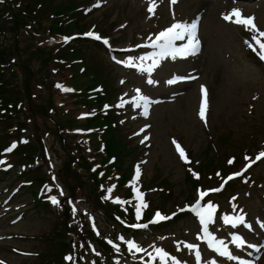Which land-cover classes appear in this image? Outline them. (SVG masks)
<instances>
[{
  "label": "rangeland",
  "instance_id": "obj_1",
  "mask_svg": "<svg viewBox=\"0 0 264 264\" xmlns=\"http://www.w3.org/2000/svg\"><path fill=\"white\" fill-rule=\"evenodd\" d=\"M76 1H81L82 3L80 4H88L91 0ZM59 2L60 0H53L52 4ZM137 2L138 0H112L106 7L94 12L89 17H83L79 22L85 29L88 28L91 23L96 22L98 28L104 33L111 35L118 34L120 37L118 38L120 44H124L128 40L135 41L138 37L137 32L140 31V28L137 24L138 18L136 17L134 20L131 18L136 11ZM204 4V2H195L193 8H199ZM32 6L34 7L35 4L33 3ZM50 10L51 7L46 10H41L40 14L44 16L48 11L50 12ZM80 15V13L74 12L67 15L63 20L65 22H70L68 27H76L77 24L75 21ZM124 20L130 21L129 26L117 32L114 26ZM262 22L264 23V17L262 18ZM50 23L54 22L51 21ZM5 26L9 27L10 24H6ZM213 29H219L220 34L221 28L217 25L211 13L206 20L205 26L207 44L205 55L203 56L204 59L200 58L197 61V66L201 70L202 77L210 84L212 91L211 97L213 99V106L210 116V129L206 130L203 128L195 117L197 89L192 85L184 86L186 90L185 95L178 97L175 102L159 105L155 108L153 113L152 129L154 145L150 161L146 165L147 171L145 181L148 182L153 175L159 174L160 176L167 177L172 182V197L166 204L162 203L163 197L160 196L161 193L157 192L151 195L153 204L162 205L165 211L174 209V204L176 203L181 204L189 191V186L184 180L186 172L173 153L169 142L170 135L181 136L187 147L192 150L194 157L200 156L207 161L208 159H216L215 156H217L218 160H216L214 166L208 169L209 172L206 170L208 173H213L218 167H224L225 163L223 159L225 160L228 155L233 154L240 157L241 153L246 148L255 149L264 140V72L256 65L252 58L246 56L238 40V36H236L234 31L232 32V36L229 35L227 38L218 37L212 40L210 33ZM70 32L72 31H67V33ZM25 35L26 38L20 37L19 45L21 47L33 46L31 38L27 36V34ZM208 37L210 38L209 40ZM12 41V34H7L5 37L0 36V43L5 44L7 47L12 45ZM78 44L81 46V49L88 51L91 58L94 56L92 62L95 67L90 68L84 75H79L78 77L89 78V76L94 73L96 76L95 80L99 81L100 76L96 70L99 63H101V67L98 69L106 83H108L107 78H111L110 83H116L117 78L123 75V72L109 61L106 53L99 46L89 42ZM223 50H226V52L230 51L232 53V58H226ZM98 56L102 59L100 60ZM88 59L89 56H87V61L91 64ZM31 64L36 67L39 64V60H34V63L31 62ZM191 65L192 64L189 63L184 65L178 64L173 67L167 64L160 72V75L162 77L166 76L173 68L185 70ZM51 66H55V64ZM50 69L51 68L47 67L45 71L48 72ZM9 72H12V70H9ZM14 76L16 78L11 80L13 83L12 89L14 91L21 90L22 76L19 70L14 71ZM127 87L128 85L125 88ZM121 89L122 88H120V90ZM155 91L161 94L164 90L162 88H157ZM41 92L42 95L40 94V90L36 87L35 93L38 95L34 100L39 103H41L43 99L47 100L46 90L42 89ZM52 102L58 104L60 102L59 97L54 95L52 97ZM20 114L21 117L18 118L19 121L27 123L25 111H21ZM74 114L75 111H71L70 117ZM40 123L45 125L42 121H40ZM50 127H54V124L52 121L47 120V125H45L44 128L47 130L46 128ZM132 129H134V127L130 129L124 128L123 133L127 134ZM32 130V126L29 125V132L32 133ZM226 132H230V137L227 145L223 146L219 138ZM3 134L1 130L0 138ZM113 135L116 136L115 132H113ZM11 137L13 136L9 138ZM210 138L214 141L217 149H213L211 153L201 152L212 142ZM47 141L53 150L54 160L56 161L58 169V166L61 165L63 160V150L58 140L53 135H51ZM127 141L130 143L131 147H134V153L126 161H123V165L129 164L131 160L133 161L142 155V149L136 144L135 140ZM118 142L121 147H126L122 139L118 140ZM213 154H215V156ZM261 175L264 176V163H261L254 171L255 177L260 178ZM263 180L264 177L262 178V181ZM17 181L18 179L12 185H15ZM29 191L28 188L25 189L17 198V202L27 203L26 207H24L25 219L13 227L0 224V232L18 230L28 234L29 236L26 239L18 240L17 242L9 241L7 243L10 245H17L15 243H18L19 245L17 246L21 248L41 254L36 257L23 258L8 252L6 245L0 243V255L9 257V259L16 264H51L49 258L44 259L42 257V252L50 247L49 235L56 228L58 222L57 216L55 210L53 211L46 205L40 207L34 206L33 197L28 194ZM190 192L193 198L194 189L191 188ZM263 192L264 190L255 189L253 198L249 201H245L248 207H250L249 205L252 201L254 202V206L250 207L252 215L257 212L259 214L260 207L264 206L263 196L261 195ZM99 218L105 230H110L112 228L110 225L112 221L102 216H99ZM189 224V219L182 217L176 220L166 231L183 232L185 227Z\"/></svg>",
  "mask_w": 264,
  "mask_h": 264
},
{
  "label": "snow or ice",
  "instance_id": "obj_2",
  "mask_svg": "<svg viewBox=\"0 0 264 264\" xmlns=\"http://www.w3.org/2000/svg\"><path fill=\"white\" fill-rule=\"evenodd\" d=\"M152 2V7H149V12L154 13V8H155V0H151ZM175 2V0H173ZM223 18L226 21H231L236 24L243 25L246 29L257 33L258 35H253L252 40L255 41V45L259 46V51H257V48L255 45H253L251 42H248V46L252 48V50L256 53V55L261 59L264 60V42H262V38H264V31L260 30L257 25L254 22V17L251 16H244L241 12L240 9L238 8H233L230 12L226 13L223 15ZM197 29H198V24L197 22H193L191 24L183 23V22H176L173 23L169 28L161 31L159 34L155 36V39L152 43V47L158 49L157 52L152 53L148 56H142L139 58L140 63L136 64L133 62V58L129 57L127 64L129 67H136L138 70L143 71V72H148L151 73L158 65L160 60L171 57L172 59H176L177 57H187L190 55H195L198 53L200 49V40L198 39L197 36ZM88 36H93L94 34L92 32L87 33ZM96 39L100 40L102 39L100 36L96 35ZM69 39V38H65ZM176 41H186L185 43L181 45H177ZM105 44L108 43V41L105 39L103 41ZM145 60H151L152 63L148 65L147 67H144V61ZM184 79V77H175L173 80L168 81V83H175L177 80ZM150 83L152 82L151 80L149 81ZM59 86V85H58ZM62 87V86H59ZM65 91H72L71 89L64 88ZM201 90L203 93V102L201 104L200 112L199 115L202 119L205 120L206 122V108H207V89L204 86H201ZM139 92V90H137ZM140 100L145 101V112L144 114L147 115V103H148V98L141 96ZM122 106V105H121ZM136 107H140V104L137 103ZM174 144H176V147L180 153V156L182 159H184L186 162H190L187 159V156L184 152V150L180 147L179 144H177L175 141H173ZM16 145L13 143L8 151H11L13 148H15ZM264 157V151L259 153L256 157L257 160L261 159ZM245 159L250 160V163L245 167L244 171L247 170V167H251V163H254V160H251V158L246 157ZM234 162L233 160H230L229 163ZM140 168L139 166L136 167L135 170V177L138 180L140 176ZM196 178H199V174L194 173ZM219 175V173H218ZM234 175H242V173H236ZM233 176L230 175L227 177V179L224 181L225 183L227 180L232 179ZM55 179V177H53ZM115 186H113L114 188ZM113 189H108L109 192V198H110V193L112 192ZM220 188L217 189H208V190H203L199 189L198 190V199L196 202L190 206V210L195 213V215L198 217L200 224L202 225L203 229V238L208 240L209 246L213 248L216 252H218L221 256L229 257L230 259H237V257L233 256L232 253L229 251L228 247L224 244L222 240H217L209 231V225L213 222L214 215L216 213V206H214L211 202H207L202 204L201 202L204 201V198L209 195L210 192L213 191H220ZM51 191V189H49ZM136 191V198L139 201L135 208L136 212V217L137 219H140L142 217V210L146 209L148 207V204L144 200V194L139 191V189H135ZM61 194H63L61 190ZM51 202L53 204H58L59 200L57 197L52 196L50 197ZM116 203H126L124 201H121L119 197L115 199ZM75 211V209H73ZM183 211V209H182ZM155 218L152 221L153 223L159 222L161 220H167L170 219V217L163 215L159 210L156 211L154 214ZM244 216H231V215H225L223 217V222L228 225H238V224H243L244 223ZM132 227L135 228H146V224H135L132 225ZM123 239V237H121ZM233 242L237 246H241L244 241L241 239L239 236H234L233 237ZM111 243V241H109ZM189 249H198L197 245L189 244L188 245ZM129 249H136V251H141L139 246L135 242H129ZM156 253L158 257L160 258L161 261L164 262V264H167V258L169 256V253L164 251L163 249L157 248ZM196 259L199 261L201 259V253L199 250L195 252ZM67 259H72L71 257H67ZM175 261V264H182L181 261L177 260L175 257L172 258ZM211 264H215V261H212Z\"/></svg>",
  "mask_w": 264,
  "mask_h": 264
},
{
  "label": "trees",
  "instance_id": "obj_3",
  "mask_svg": "<svg viewBox=\"0 0 264 264\" xmlns=\"http://www.w3.org/2000/svg\"><path fill=\"white\" fill-rule=\"evenodd\" d=\"M70 7V6H69ZM64 10V9H63ZM59 14H60V11H57ZM24 19V17H21V20H23ZM24 22H26V21H23V22H21V23H19L18 24V26L20 27V26H22L23 25V23ZM5 51H1L0 52V61H4L5 60ZM41 54H44V51H41ZM44 59V62H46L48 59L47 58H43ZM0 95L1 96H4V93L7 91V89H6V87H4V86H0ZM26 93H30L28 90L26 91ZM30 151H35L36 149L35 148H32V147H29L28 148ZM186 183H189V181L186 179V181H185ZM188 195H190V191H188ZM62 246H64V247H66V243H64V242H61L60 243Z\"/></svg>",
  "mask_w": 264,
  "mask_h": 264
},
{
  "label": "bare ground",
  "instance_id": "obj_4",
  "mask_svg": "<svg viewBox=\"0 0 264 264\" xmlns=\"http://www.w3.org/2000/svg\"><path fill=\"white\" fill-rule=\"evenodd\" d=\"M156 107H158V105Z\"/></svg>",
  "mask_w": 264,
  "mask_h": 264
}]
</instances>
